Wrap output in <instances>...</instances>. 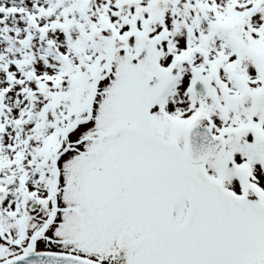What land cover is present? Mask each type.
<instances>
[{
    "label": "snow or ice",
    "instance_id": "obj_1",
    "mask_svg": "<svg viewBox=\"0 0 264 264\" xmlns=\"http://www.w3.org/2000/svg\"><path fill=\"white\" fill-rule=\"evenodd\" d=\"M0 264H264V0H0Z\"/></svg>",
    "mask_w": 264,
    "mask_h": 264
}]
</instances>
